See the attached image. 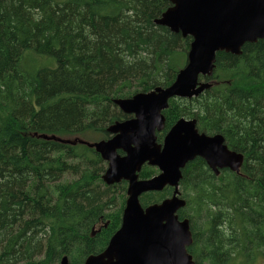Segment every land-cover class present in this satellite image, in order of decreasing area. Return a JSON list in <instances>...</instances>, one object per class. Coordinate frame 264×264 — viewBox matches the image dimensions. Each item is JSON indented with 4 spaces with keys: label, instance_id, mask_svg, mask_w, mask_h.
I'll list each match as a JSON object with an SVG mask.
<instances>
[{
    "label": "trees",
    "instance_id": "trees-1",
    "mask_svg": "<svg viewBox=\"0 0 264 264\" xmlns=\"http://www.w3.org/2000/svg\"><path fill=\"white\" fill-rule=\"evenodd\" d=\"M169 5L0 0V264H83L119 228L127 183L102 181L106 163L87 140L130 117L115 98L168 86L185 64L191 37L154 22ZM211 81L197 97L170 99L157 142L194 117L243 154L241 175L187 163L177 214L195 264H254L264 259V39L218 52ZM156 172L144 164L138 176ZM171 193L148 191L140 203Z\"/></svg>",
    "mask_w": 264,
    "mask_h": 264
},
{
    "label": "water",
    "instance_id": "water-1",
    "mask_svg": "<svg viewBox=\"0 0 264 264\" xmlns=\"http://www.w3.org/2000/svg\"><path fill=\"white\" fill-rule=\"evenodd\" d=\"M170 5L154 22L182 37H191L185 64L168 86H155L129 97L115 98L118 109L131 115L106 130V139L87 143L106 163V185L125 181L126 199L119 228L105 248L89 254L83 264H195L187 247L192 243L189 221L179 219L185 206L179 181L186 163L202 158L215 175L228 168L237 172L243 154L231 149L220 133L199 131L195 118H179L157 142L165 125L163 110L171 98L197 97L212 86L216 54L241 53L246 42L264 39V0H168ZM147 164L157 174L141 179ZM171 187L160 202L143 207L140 196ZM65 256L60 264H66Z\"/></svg>",
    "mask_w": 264,
    "mask_h": 264
},
{
    "label": "flooded vegetation",
    "instance_id": "flooded-vegetation-1",
    "mask_svg": "<svg viewBox=\"0 0 264 264\" xmlns=\"http://www.w3.org/2000/svg\"><path fill=\"white\" fill-rule=\"evenodd\" d=\"M171 99H172V98H171ZM174 99H186V98H174ZM169 101H170V100H169ZM167 108H168V107H167ZM129 116H131V115H129ZM182 117L185 118V119L194 118V117H186V116H180L179 118H182ZM164 118H165V117H164ZM179 118H177V119L173 122V124H174ZM195 120H196V119H195ZM173 124H172V125H173ZM172 125H171V126H172ZM171 126H170V127H171ZM196 126H197V122H196ZM170 127H169V128H170ZM164 128H165V125H164ZM164 128H163V129H164ZM169 128H168V129H169ZM163 129H162L160 132H162ZM168 129L166 130V132L168 131ZM199 131H200V130H199ZM166 132H165V133H166ZM157 133H159V132H157ZM157 133H156V136H157ZM165 133H164V134H165ZM163 136H164V135H163ZM162 138H163V137H162ZM161 141H162V140H161ZM195 158H196V157H195ZM195 158H194V159H195ZM198 158H200V157H198ZM201 159H202V158H201ZM192 160H193V159H192ZM192 160H191V161H192ZM189 162H190V161H189ZM189 162H187V163H189ZM204 162H205V161H204ZM187 163H186V165H187ZM205 164H206V162H205ZM242 164H243V162H242ZM242 164H241V166L239 167V170L236 172V173L239 174V175H241V172H240V171H241V168H242ZM186 165H185V166H186ZM206 165H207V164H206ZM221 170H222V169H221ZM221 170H220V171H221ZM156 174H157V173H156ZM181 175H182V171H181ZM189 229H190V226H189ZM190 232H191V230H190ZM191 237H192V233H191ZM190 245H191V244H190ZM191 256H192V255H191Z\"/></svg>",
    "mask_w": 264,
    "mask_h": 264
},
{
    "label": "rangeland",
    "instance_id": "rangeland-1",
    "mask_svg": "<svg viewBox=\"0 0 264 264\" xmlns=\"http://www.w3.org/2000/svg\"><path fill=\"white\" fill-rule=\"evenodd\" d=\"M47 63H49V61H48ZM210 81H211V80H210ZM211 82H212V81H211ZM77 139H80V138H75L74 140H77ZM87 141H88L89 143H93V142L97 141V137L94 136V135H92V136L89 137V139H88ZM157 172H158V170H157ZM157 172H156V173H157ZM254 264H264V259L259 258Z\"/></svg>",
    "mask_w": 264,
    "mask_h": 264
},
{
    "label": "bare ground",
    "instance_id": "bare-ground-1",
    "mask_svg": "<svg viewBox=\"0 0 264 264\" xmlns=\"http://www.w3.org/2000/svg\"><path fill=\"white\" fill-rule=\"evenodd\" d=\"M187 53V52H186ZM170 85V84H169ZM120 98V97H119ZM113 102V101H112Z\"/></svg>",
    "mask_w": 264,
    "mask_h": 264
}]
</instances>
